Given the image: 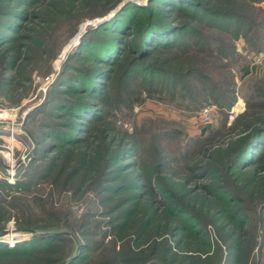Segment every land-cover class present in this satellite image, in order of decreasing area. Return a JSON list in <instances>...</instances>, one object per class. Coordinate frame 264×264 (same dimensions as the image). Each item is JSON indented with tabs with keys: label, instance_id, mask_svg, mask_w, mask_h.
<instances>
[{
	"label": "rangeland",
	"instance_id": "1",
	"mask_svg": "<svg viewBox=\"0 0 264 264\" xmlns=\"http://www.w3.org/2000/svg\"><path fill=\"white\" fill-rule=\"evenodd\" d=\"M163 1L0 0V110L26 114L14 147L15 183L28 167L50 162L55 173L35 177L26 192L10 191L2 204L19 206L8 213L0 208V233L14 230L16 245L31 231L71 240L43 256L0 255V264H67L75 253L84 259L76 264H264V170L247 167L251 157L232 171L223 167L249 133L264 127L255 120L264 119V95L248 115L239 93L252 79L263 83L264 51L248 42L254 32L237 38L234 54L222 61L229 70L218 72L234 77L233 107L223 111L208 97L193 105L187 88L196 83L193 72L206 68L196 60L207 55L193 59L177 47L208 42L216 54L220 47L198 34L217 32L191 14L169 18L170 0ZM175 1L172 8L189 11L195 2ZM211 1L218 10L248 14L235 0ZM149 24L176 44L157 59L140 41ZM182 25L198 33L187 35L178 30ZM229 25L234 34L247 27ZM66 134L77 143L62 144ZM0 137V180L7 181L10 135ZM31 142V158L19 164ZM253 151L264 159V135ZM201 163L203 169L195 166ZM33 193L46 200L44 208ZM9 239L0 238V245Z\"/></svg>",
	"mask_w": 264,
	"mask_h": 264
},
{
	"label": "trees",
	"instance_id": "2",
	"mask_svg": "<svg viewBox=\"0 0 264 264\" xmlns=\"http://www.w3.org/2000/svg\"><path fill=\"white\" fill-rule=\"evenodd\" d=\"M165 1V0H164ZM168 2V1H165ZM195 2L190 3L191 11L189 9H176L172 8L176 6V1L175 0H170L168 3H165L166 6H169L171 9H166L165 11L167 12L168 17L170 18L171 15L175 14H185V15H190L192 16V20L194 23L200 24L202 27H205L210 30H214L217 32V35H213V38H206L204 34H198L200 35L201 39L203 41H212L213 45L216 44L218 47H220L216 52L214 53L213 50L210 49L209 44L207 41V46L203 48V45H199L197 43H194L191 48L189 45H184L182 44L180 47L181 54H188V52L191 53L190 57L195 58L197 55V58H199V55L206 56V58L203 59H197L196 61L200 62L201 64L206 65L205 70H199V71H194V75H191L192 79H196L194 84H191V86H188L187 88V94H192L194 97L193 105H197L198 102L201 103L200 99H204L206 97L210 98L211 100L215 101L221 110L223 111H229L231 107H233L236 99H237V89H236V84L234 82V77L231 75V73H227L226 75L229 76V79L227 76H221L218 72L221 70H229L230 66L229 64L222 65L223 60L229 61L231 58L230 56L233 53L234 46L233 43L237 38L240 36H244L246 40H248V37L250 36V33L254 32V38L252 37L251 40L248 42L252 45V48L255 52L260 53L264 51V8L262 7H257L256 4H259L261 2H264V0H235L236 2H239V8H242V10L248 11L247 13H236L234 11H221L216 9L211 0H194ZM242 2L243 4H241ZM185 2L184 4H186ZM248 4V5H247ZM241 6V7H240ZM189 7V8H190ZM125 11V10H124ZM252 15H255L256 17H260L261 19L256 22L253 20ZM201 18V20H199ZM231 22H235V24H246V29L245 33H242V29L240 28L239 31H237L235 34L234 32L231 31L232 26ZM106 26L103 25L100 28H104ZM152 25L149 24L146 30L144 31V38H141L140 41L144 42L147 47L145 48V52L148 53L149 57H156L158 58L159 53L161 52V49L163 48H171L174 47L175 45H172L174 40H170L171 37H166L165 34V29L158 27V29H152ZM179 31H182L186 33L187 35L189 32L192 34V36H195V33H198V30L193 29L191 25H182L178 28ZM171 34V33H170ZM169 34V35H170ZM172 35V34H171ZM186 35H184L185 37ZM145 45V46H146ZM142 48V47H141ZM190 48V49H189ZM155 53H153L154 51ZM177 51V52H179ZM113 57V56H112ZM204 59H207V62L204 61ZM108 62V59L105 58L103 59V62ZM110 61V60H109ZM117 62V61H116ZM210 62V63H209ZM136 66L135 63H131L129 66V69H132ZM155 72H158L160 74H164L167 77L175 78V79H180L181 75L178 72H163V71H158L154 69ZM241 91V93H240ZM239 93L244 95V97L248 100L247 106V114H251V111L257 109V105H255V101L258 96L261 94L264 95V79L263 83H260L258 81H255V79L250 80L246 86L242 89L240 88ZM262 95V96H263ZM198 100V101H196ZM76 105V104H75ZM191 105V104H190ZM192 105V106H193ZM194 107V106H193ZM81 119H84V115L79 116ZM86 119V117H85ZM255 120L264 122L263 118H256ZM75 126L78 127L77 124ZM252 128V127H251ZM250 128V129H251ZM74 128H72L73 130ZM73 131L70 132V134ZM251 132V131H250ZM70 134H66L65 139L62 137L59 138L62 144H67L74 145L77 142H74L71 140L69 137ZM264 135V127H259L256 130L252 131L249 133L245 139L243 140L242 145L239 147V151L233 155L227 161H225V169H228L229 171H232L233 169H237L238 166H241L242 164H247L249 158V165L251 167H255L258 172L261 170H264V167L261 166V163L263 162L264 164V159L263 160H258L254 156L253 149L255 147V143ZM235 144V143H232ZM232 144H229L231 147ZM228 146V147H229ZM201 147V146H200ZM199 149V148H198ZM197 149V150H198ZM197 150H193L196 153ZM212 153V151H211ZM219 152H216V154ZM39 154V153H38ZM38 155L36 154V157ZM219 157V156H218ZM45 163V162H43ZM223 164V162H220ZM203 163L195 165L197 168L201 167ZM262 164V165H263ZM222 167V168H223ZM0 168L2 169V166L0 165ZM203 169V167H201ZM247 168L245 167L244 170ZM53 172V164L50 165L49 163L43 164V165H38L36 167H28L27 171L24 172L21 176L24 177L22 180L16 181L15 184H9L5 180H0V208H3V211L5 213H8L11 208H16V205L18 203H8V205L2 204V202H5L6 196L9 195L10 191L17 190L21 191L22 189L27 190V185L31 186L34 183V178L37 176H46L48 173L54 176ZM46 174V175H45ZM149 186V185H148ZM148 188V187H145ZM205 189H207L205 187ZM2 190H8L7 194H3ZM18 196V195H17ZM17 196H14L13 198L18 199ZM25 197V196H23ZM35 200L36 204L39 205L40 208H44L46 200L38 195V193H33V197H31ZM15 205V206H14ZM19 206V205H18ZM57 219H60V216L56 217ZM62 219L59 221L61 222ZM1 234V233H0ZM71 240H69L65 236L61 235H55V236H33L30 238L28 241H22L18 245L14 247H9L7 243H3L0 245V255H6V254H17V255H26V256H34L38 257V254H41L43 256L45 250L51 251L54 247H61L64 245V247H70L71 245ZM29 246V247H28ZM63 248V247H62ZM84 260L82 255H79L71 264H76L77 262Z\"/></svg>",
	"mask_w": 264,
	"mask_h": 264
},
{
	"label": "built area",
	"instance_id": "3",
	"mask_svg": "<svg viewBox=\"0 0 264 264\" xmlns=\"http://www.w3.org/2000/svg\"><path fill=\"white\" fill-rule=\"evenodd\" d=\"M25 113L23 115L18 114V111H14V110H0V123L4 124L5 126H7L8 130H5L4 128L0 129V133H8L10 135V146H9V150L7 152V154L5 155V157L7 158L8 161V170H7V181L11 184H15V171L17 168V161L19 160L20 157L15 158V152H14V147H15V143H18L19 140V133L24 134L23 131L20 130H16L13 131V129H15V127H22L21 125L24 123V119H25ZM205 122H210L211 121V114L209 111H206L203 117ZM1 138V137H0ZM21 143V142H19ZM31 144H28L26 147L25 145H23V150L24 153H22V156L24 158V160L22 159L21 163H26L27 160H29L31 158L32 155V151L34 146ZM13 239V240H12ZM9 239L7 242L9 244V247H14V243L15 244L19 241L17 239Z\"/></svg>",
	"mask_w": 264,
	"mask_h": 264
},
{
	"label": "bare ground",
	"instance_id": "4",
	"mask_svg": "<svg viewBox=\"0 0 264 264\" xmlns=\"http://www.w3.org/2000/svg\"><path fill=\"white\" fill-rule=\"evenodd\" d=\"M241 109H242V105H238L236 111L240 112ZM2 128H4L5 130H8L7 126H5L4 124L0 123V129H2ZM16 130L17 131L18 130L23 131L22 127H15V129H13V131H16ZM17 236H18V233H16L14 230L8 231L7 233H6V231H4L3 233L0 234V238L9 237L10 239H12V238L17 237ZM13 243H14L13 245L15 246L16 245L15 242H13Z\"/></svg>",
	"mask_w": 264,
	"mask_h": 264
},
{
	"label": "water",
	"instance_id": "5",
	"mask_svg": "<svg viewBox=\"0 0 264 264\" xmlns=\"http://www.w3.org/2000/svg\"><path fill=\"white\" fill-rule=\"evenodd\" d=\"M121 7V6H120ZM119 7V8H120ZM31 236H35V235H43V233L41 232H37V231H31L29 232ZM56 235V234H55ZM76 258V253L73 255V257L67 262V264H71Z\"/></svg>",
	"mask_w": 264,
	"mask_h": 264
}]
</instances>
